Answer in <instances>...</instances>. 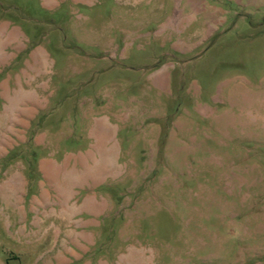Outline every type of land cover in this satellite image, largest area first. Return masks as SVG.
Masks as SVG:
<instances>
[{
	"label": "rangeland",
	"instance_id": "374dc122",
	"mask_svg": "<svg viewBox=\"0 0 264 264\" xmlns=\"http://www.w3.org/2000/svg\"><path fill=\"white\" fill-rule=\"evenodd\" d=\"M0 264H264V0H0Z\"/></svg>",
	"mask_w": 264,
	"mask_h": 264
}]
</instances>
